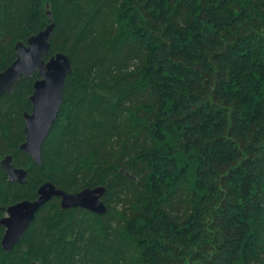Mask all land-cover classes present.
<instances>
[{"label":"trees","instance_id":"obj_1","mask_svg":"<svg viewBox=\"0 0 264 264\" xmlns=\"http://www.w3.org/2000/svg\"><path fill=\"white\" fill-rule=\"evenodd\" d=\"M48 11L73 72L41 165L38 74L0 96V219L46 181L106 186L108 210L54 197L12 251L0 224V264H264V0H0V72Z\"/></svg>","mask_w":264,"mask_h":264},{"label":"water","instance_id":"obj_2","mask_svg":"<svg viewBox=\"0 0 264 264\" xmlns=\"http://www.w3.org/2000/svg\"><path fill=\"white\" fill-rule=\"evenodd\" d=\"M50 22L38 33L27 38L26 42H17L16 58L0 72V96L12 94L16 84L24 77L34 81L33 94L30 96L32 111L24 114L25 141L20 149L27 152L34 161L43 163L42 149L53 123L55 122L64 102L65 82L73 72L69 55L59 51L46 56L50 52V39L53 36L56 23L51 11L47 12ZM10 183L27 182V170L16 167L12 155H7L2 161ZM106 186L84 188L78 192H68L56 186L51 181L44 182L37 191L38 197L33 200H22L6 208L7 215L1 218L0 224L5 227L2 246L12 251L14 246L24 237L37 212L54 197L60 198L62 209L81 207L97 214H104L108 206L103 200Z\"/></svg>","mask_w":264,"mask_h":264},{"label":"flooded vegetation","instance_id":"obj_3","mask_svg":"<svg viewBox=\"0 0 264 264\" xmlns=\"http://www.w3.org/2000/svg\"><path fill=\"white\" fill-rule=\"evenodd\" d=\"M37 74H38V73H37ZM38 76H39V75H38ZM25 113H26V112H25ZM6 215H7V210H6ZM6 215H5V216H6ZM2 218H3V217H2ZM0 220H1V219H0ZM4 228H5V227H4Z\"/></svg>","mask_w":264,"mask_h":264}]
</instances>
